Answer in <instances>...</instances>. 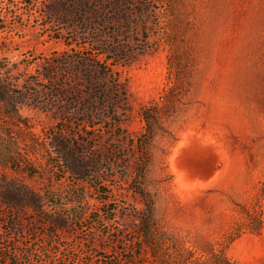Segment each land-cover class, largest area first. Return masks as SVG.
<instances>
[{
    "label": "rangeland",
    "instance_id": "rangeland-1",
    "mask_svg": "<svg viewBox=\"0 0 264 264\" xmlns=\"http://www.w3.org/2000/svg\"><path fill=\"white\" fill-rule=\"evenodd\" d=\"M0 264H264V0H0Z\"/></svg>",
    "mask_w": 264,
    "mask_h": 264
},
{
    "label": "bare ground",
    "instance_id": "bare-ground-1",
    "mask_svg": "<svg viewBox=\"0 0 264 264\" xmlns=\"http://www.w3.org/2000/svg\"><path fill=\"white\" fill-rule=\"evenodd\" d=\"M213 161H214L213 151L201 141L192 139L179 152L176 164L184 175L193 176L200 173L208 172L213 166Z\"/></svg>",
    "mask_w": 264,
    "mask_h": 264
}]
</instances>
